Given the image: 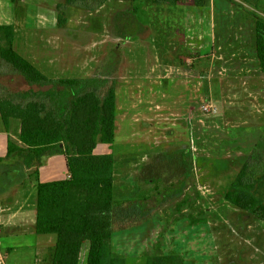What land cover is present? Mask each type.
Wrapping results in <instances>:
<instances>
[{
	"label": "rangeland",
	"instance_id": "obj_1",
	"mask_svg": "<svg viewBox=\"0 0 264 264\" xmlns=\"http://www.w3.org/2000/svg\"><path fill=\"white\" fill-rule=\"evenodd\" d=\"M64 2L0 0V24L16 25L15 50L50 78L101 77L123 85L130 72L137 76L136 71L155 64L153 51L165 42L167 33L161 16L175 17L184 9L194 34L201 26L192 24L191 15L209 21L212 17L215 48L224 50L216 48L214 56L209 52L206 74L196 59L187 60L193 56H182L181 49L176 51L182 58L175 67L158 64L160 75L167 73L172 80L166 100L153 102L161 109L143 105L134 91L120 87L115 141L98 144L94 153L114 157V198L128 201L131 215L138 213L140 219L128 229L130 241L123 240V245L147 240L163 245V252L179 247L185 250L187 263L194 256L197 264H264V222L224 200L252 152L264 147V74L251 62L240 66L246 68L243 72L238 62L236 71L231 67L236 65L232 54L244 51V46L246 52H255V20L264 13V0H209L208 7L188 0L175 5L172 14L167 8L157 11L145 0L110 1L97 10L70 6L63 28L49 19ZM205 28L208 32V25ZM32 44L35 49L30 50ZM220 55L223 61H218ZM2 65L0 91L50 88L31 87L5 70L11 66ZM127 93L131 104L126 103ZM169 102L176 106L166 111ZM210 104L217 109L215 114L203 112L202 107ZM142 108L152 110L143 113ZM39 177L66 179V162L43 164ZM155 198L160 203L150 208ZM125 233L114 231L116 249L120 250L119 237ZM122 259L123 264H142L132 254Z\"/></svg>",
	"mask_w": 264,
	"mask_h": 264
},
{
	"label": "trees",
	"instance_id": "obj_2",
	"mask_svg": "<svg viewBox=\"0 0 264 264\" xmlns=\"http://www.w3.org/2000/svg\"><path fill=\"white\" fill-rule=\"evenodd\" d=\"M108 1L65 0L58 5L57 26L65 27L70 6L97 10ZM188 0H145L157 11ZM206 7L209 0H192ZM164 7H158L161 4ZM15 28L0 25V64L11 66L12 74L33 87L46 90L0 91V113L9 129L10 121L20 122V145L9 141L6 159L31 174H37L45 158H66L64 180L43 181L38 187L35 231L54 235L56 243L48 249L51 264H79L82 248L89 244L86 264H123L113 251V233L139 223L138 213L114 198L116 181L112 155L95 154L98 144H112L116 133V84L101 77L50 78L14 48ZM255 57L264 74V13L255 20ZM10 68V67H9ZM3 89V88H2ZM262 150L253 151L224 194L234 207L264 222V166ZM252 160V162H251ZM172 187V185H170ZM155 203V204H154ZM160 201L148 205L152 208ZM135 210V208H133ZM146 264H185L178 254L149 257Z\"/></svg>",
	"mask_w": 264,
	"mask_h": 264
},
{
	"label": "crops",
	"instance_id": "obj_3",
	"mask_svg": "<svg viewBox=\"0 0 264 264\" xmlns=\"http://www.w3.org/2000/svg\"><path fill=\"white\" fill-rule=\"evenodd\" d=\"M208 6L210 5H207L206 7ZM102 8H104V6ZM173 8L174 7L168 8L167 12L172 14L174 11ZM184 11L185 10L183 9V12H179L180 14L175 17L170 15L171 17H168V19L163 16H161L162 18H159L161 20L162 28L166 30L167 33H165V42L163 44H158L156 46V52L155 50L153 51L154 55L156 53V56H154L156 62L149 70L141 69L140 71H136L135 74L137 76H133L130 72V74L123 79L124 82H126L125 84H116V112L118 111V89L120 87L125 89L129 88L130 90L127 91L128 93L134 91V98H140L139 102L143 105L149 104L150 107L156 106L158 109H161L160 105L153 102L166 100V95L169 93V91H166V87H170L172 80L167 73L160 75L161 71L158 68V64L159 62L164 64L167 69L171 66L175 67L177 62L180 61L179 59L182 58L180 55H176V51L183 49L181 50L183 51L181 54L182 56H193V58L187 60L191 62L192 59H196L199 62V69L203 70L205 74L208 70L207 59L209 57V52L214 56L215 49L217 48L218 51L222 53L224 48H215V39L210 30L212 27V17L210 16V21L208 17L207 21L205 17L191 15L192 24L195 23L201 26V29L199 28L198 32L194 34L192 28L187 27V18ZM193 13H195V11H193ZM49 20L51 24L55 23L57 26V13L52 15ZM166 23H168L167 27ZM0 25H13L16 37L17 30L15 24L12 22H6ZM207 25L209 29L208 32L205 28ZM44 31H46V29ZM166 41L168 42L166 43ZM32 46L33 48H30V50L35 49L33 44ZM188 49L196 50L197 53L195 52V54L192 55ZM237 56L240 57L238 58ZM232 57H234L233 60L236 62L235 66V63L231 65L233 71L237 70L238 65L240 72L245 71L246 68L244 67L248 66L250 62L258 66L255 52L252 54L246 52L245 46L244 51L232 54ZM218 59V61H223L224 56L220 55L218 56ZM34 60L37 61V58L34 57ZM241 65H244V67H240ZM258 68L259 67H257V69ZM166 72L169 71L167 70ZM3 79L7 80V77ZM128 93L126 94V103L131 104ZM175 103L176 102H169L166 111L172 110L174 106H176ZM147 110H152V108H146L145 111L143 108L141 109L143 113ZM142 112L141 114H143ZM19 136L20 122L15 121V119L10 121L9 129L7 130L0 113V228L4 243V251L8 254L6 264H51L48 249L55 245L56 237L54 235H38L35 231L38 210V187L41 182L48 180L40 179L39 171L37 174H31L29 170L18 165L15 158L6 159L9 151V141L16 145H20ZM202 138L203 137H201L199 141H201ZM63 161L66 162L65 157L53 156L45 158L44 164H53L56 166ZM34 177H36V179H33ZM51 177L54 176L50 173L48 178L51 179ZM116 182L117 178L115 183ZM158 201H160V199H158ZM126 230L127 233H125L124 237H119L118 246L120 247V250L114 247V242L112 243L114 253L120 258H129V254H132V257L137 258L139 263L146 264L149 257L165 256L164 253H169V255H180L185 264H197L194 256H190L192 258V263H187L183 256L185 250L180 251L179 247H173L168 249L169 252H163V245L161 246L158 242H149L147 240H145V242L123 245V240L130 241L128 237L131 236V232H128V229ZM136 230L138 229L136 228L135 231ZM161 231L157 230L156 233L159 234ZM182 247L185 248L184 246ZM88 249L89 244L87 243L82 248L79 264H86Z\"/></svg>",
	"mask_w": 264,
	"mask_h": 264
},
{
	"label": "built area",
	"instance_id": "obj_4",
	"mask_svg": "<svg viewBox=\"0 0 264 264\" xmlns=\"http://www.w3.org/2000/svg\"><path fill=\"white\" fill-rule=\"evenodd\" d=\"M202 110L206 114H215L217 112V109L212 104L210 105H204L202 107ZM68 178H70V175H67ZM8 254L4 251V243L2 239L1 234V228H0V264H6L7 256Z\"/></svg>",
	"mask_w": 264,
	"mask_h": 264
}]
</instances>
